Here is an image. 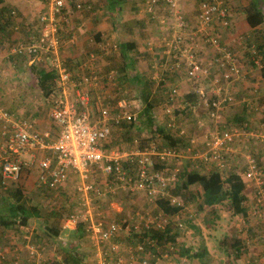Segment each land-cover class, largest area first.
<instances>
[{"label": "built area", "instance_id": "obj_1", "mask_svg": "<svg viewBox=\"0 0 264 264\" xmlns=\"http://www.w3.org/2000/svg\"><path fill=\"white\" fill-rule=\"evenodd\" d=\"M69 1L49 0L47 11L40 9L37 13L39 21L37 33L26 35L12 48L13 52L24 54L31 61L48 60L49 65L57 70L53 80V89L49 91L48 99L50 101V122L58 133L54 138H47L45 133L40 134L32 129L29 122H20L11 118L0 106V189H7L12 183L18 181L21 171L30 165H35L37 169L38 184L48 182V185L54 188L65 181L67 175H74L77 177L74 187L79 193L81 211L77 214H70L63 221V227L73 228L76 221H83L85 234L95 244L102 245L97 255L98 264H132L134 255L130 254L129 258L125 259L120 253L118 243L113 239L120 234L138 235L149 228L161 229L166 220L157 215L151 216L147 212L136 211L121 221H105L97 210L98 205L94 203V200L104 192L117 194L118 191L131 190L140 191L149 201L167 197L171 203H178V197L172 195L170 190L175 186L179 169L170 167L169 162L180 160L181 153L173 147H158V142L153 138L130 150L111 149L104 152L101 149L100 142L110 136L114 126L122 122L136 126L139 124L140 119L137 115L139 109L134 110V105L132 106L130 101L123 96V92H118L114 69L103 72L99 76L104 82L99 85L100 91L104 92L103 94L108 93L110 98H115L112 107L102 102L99 94L92 98L89 89L83 88L85 83L89 86L90 81L87 77L83 80L72 79L71 72L68 71L60 56V28L56 18L61 10L67 9ZM160 1L165 2L163 8L160 7ZM180 1L145 0L143 5L151 18H155L160 24L166 23L173 29L171 37L164 42L165 53L183 56L186 61L187 77L199 80L207 78L211 69L215 70L216 76L211 78L212 96L208 95L205 90H199L195 104L192 105V107L203 105L207 109L208 116L215 123L213 129L204 135L205 149L196 152L198 154L192 158L196 160L192 161L194 163L200 161L203 165L209 163L217 169H222L225 165V158L229 155L227 151L231 146V138L251 132L246 133L235 125L221 128L216 126L221 121L219 111L231 100L230 94L224 88L222 89L219 80L228 82L239 74L237 57L231 49L219 41L218 35L211 30L215 21L218 22L220 28L228 26L229 12L224 0H199L193 28L187 33L201 39L213 50V55L206 62L201 63L195 55V41L192 43L185 41L186 31L183 30L185 22L178 8ZM82 4V1L77 0L74 6L80 9ZM85 6L89 7L88 4ZM67 19L66 17L65 21ZM93 57L89 54L87 63L91 62ZM88 64L91 66L90 63ZM95 77L96 75H93V78ZM80 83L82 87H79ZM176 95L177 89L172 87L166 102L170 104L175 100ZM95 99L93 111L90 106ZM164 112L166 115L165 128L168 131L175 130L171 105L170 107L166 105ZM178 133L181 134L182 130ZM188 142L192 144L194 139L190 138ZM30 150H34L35 153L41 151L42 154L37 157L33 152H29L28 158L20 157L22 152ZM225 153L227 156L224 158ZM121 164L132 167L133 173L123 171L120 168ZM92 168L97 169L104 176L102 191L100 186L89 178ZM244 168L243 177L248 180L252 178L255 183V196L252 198L254 202L250 214H255L264 223L262 171L256 166L251 156L247 158ZM113 205L119 210V203L115 202ZM239 232L245 234L248 228L241 223ZM262 236L264 240V234ZM152 242L151 239L143 238L142 241L134 243V249L138 253H144L142 243L152 244ZM242 242L248 249L251 243L246 236ZM16 245L10 249L5 247L0 251L2 264H50L54 259L56 264H62L58 255L43 259L41 252L27 241L24 245L22 243ZM144 258L140 259V264H147V258L145 256ZM261 261V259H256L254 262L260 264Z\"/></svg>", "mask_w": 264, "mask_h": 264}, {"label": "crops", "instance_id": "obj_2", "mask_svg": "<svg viewBox=\"0 0 264 264\" xmlns=\"http://www.w3.org/2000/svg\"><path fill=\"white\" fill-rule=\"evenodd\" d=\"M80 1L83 3L82 8L76 9L72 5L70 8L64 10L63 14L61 13L56 17L59 23L61 36L62 47L60 48V56L65 62L74 60L77 62L76 64H78L76 66L78 71H74L66 67L68 71L71 72V76H74L73 78L78 76L77 80L83 76L88 78V81H90L89 86H83L80 83L79 87H88L92 98L97 95L95 94L96 92L104 93L99 89V85L104 83L100 80L99 76L100 74H103V71H108L110 69H114L116 71L115 78L117 81H119V87L123 86L121 89L123 92L125 91V87L128 86H135L140 90L141 81L148 83L150 95H153V97L155 96V102H152L150 112L153 121L156 119L160 120L162 118L161 115L163 112L161 107L163 106L160 107L157 105L158 101L160 100L159 98H162L160 102L162 105H164V98L166 94L172 87H175L177 89L175 100L168 104L169 107L170 105L172 107V121L176 126L172 136L178 138L180 143L176 144L175 149L181 153V161L183 158H185L186 161L184 164H186L188 161H191L192 168L199 170L198 168L201 165L200 161L194 163L192 160L196 159L192 158L198 154L196 152L202 150L200 148V141L203 140L204 135L209 131L208 122L210 121V123H214V120L208 116L207 109L203 105L194 107H192V105L195 104L197 99V91L211 90L212 81L209 76H207L209 81L205 79L202 80V78L199 80H194L187 77L185 72L186 61L184 60L183 56L167 55L165 53L164 42L166 39L171 37L173 29L170 28L168 24H160L155 18H151L149 16V13L144 9L143 3L145 0H118L115 5L109 7L104 5V0ZM244 1L245 3L242 7L243 9L238 7L241 6V0H235V4L233 3V0L226 1L229 11V24L226 28L229 29L227 32L231 31L234 35L242 28L245 30L253 29L240 19L242 18V10L244 12V8L247 7L249 2V0ZM48 3L49 0H0V13H3L1 12L3 6L14 8L18 14L17 21H21L22 25L29 24V22L35 24V21L37 23L39 22L37 18L38 11H40V9L46 10L48 8ZM86 4L90 5V7L86 8ZM257 4H259V0ZM178 8L182 13L185 22V27H183V30L186 31L185 41L187 43H192L195 41V55L197 60L200 62H205L207 60V50H211L210 46L201 39L187 33V31L193 28L197 3L194 4V0H181L178 4ZM1 15L2 14H0V16ZM66 17L68 18L67 21H65ZM151 23H153L154 26ZM226 28H220L218 26V22L215 21L211 30L212 32L216 33L220 39L219 33ZM227 32H225V38L223 36L222 42H220L226 45L229 49H232L229 47L232 46V44H230L232 37L231 34ZM16 33L17 32L15 31L12 36L15 37ZM222 35L223 33L221 36ZM4 38L7 37L4 35ZM119 40L121 42H119ZM110 41H114L116 44V49L114 48L115 44L111 43ZM125 42H132L134 44V50L132 51L129 48L127 52H124L122 55L119 46L121 43ZM108 43L112 45V51L107 50ZM117 48L119 49L118 53L115 51ZM81 52L84 54L82 55ZM110 52H115L116 54ZM89 54L94 56L92 61L88 62L91 64V66L87 63V57ZM108 59H115L116 63H110ZM239 59L240 62L238 59H236L237 64L239 65L238 76L228 82L219 80V84L221 85L222 89L224 88L225 91L231 96L230 102H228L226 105H223L219 111V118L222 121L223 119L228 118L234 119V115H237L240 128L242 129V123H246L247 125L248 123H259L261 125L260 122H264V106L261 99V97L264 95V78H261L259 75V65H255V59L247 58L245 63L242 62L243 59H241L240 55ZM9 62H11V60H9ZM84 62H86L87 65H82ZM69 67L72 68L71 66ZM93 75H96V77L93 78ZM134 77L137 78L132 81ZM4 78L5 75L3 72H1L0 88L5 83ZM151 82L154 85L152 89L150 87ZM208 95L212 96L211 92H209ZM47 96L44 97L45 102ZM99 96L101 97L102 102L107 103L108 105L114 104V101L111 103L108 99H105L110 98L109 96H105V94H99ZM156 99H158V101ZM112 100L114 99L112 98ZM94 102L96 103V99L95 101H92V103ZM16 105L19 106V102H17ZM46 106L48 114V104H46ZM12 110L13 109H10V112L15 116H18V114H15L12 112ZM22 118H25L27 121L29 120L28 122L31 124V128L35 129L39 133L47 131L51 138H54L58 133L55 128H50L48 130L39 129L40 125L45 124V121L42 119H36L34 122V120L30 117ZM162 126L164 129L163 131L168 133V130L165 128L164 124H162ZM179 130H182L181 134L178 133ZM254 131L251 130L248 136ZM201 133L202 136H199ZM190 138L194 139L195 146L194 144L193 146L195 149L190 148L191 144L188 142ZM181 144L184 145L183 148H181ZM197 144H199V148H196ZM169 165L170 167H175L172 166L173 162H169ZM211 166L214 165H210V167ZM246 190L247 188L244 184L242 190L244 195V199L242 201L244 209L243 215L233 213L225 201L217 205L203 207L201 205V188L197 190L198 192L194 191L198 194L197 196H194V193L193 195L191 192H188L189 199L185 198L184 196L179 197L183 205L179 211V214L172 220H179L182 222V224H184V226L181 228L180 235L176 237L174 242H167L165 245L157 246L152 250H145L144 253L135 254L132 264H140L139 260L143 259L144 256L147 258V264H225L224 261L226 260L224 258L221 259V250L215 247V242L219 244H224L227 242H230L231 245L232 243L235 245L239 244L245 236L243 233H236V228L237 226L240 228L241 223L248 227L249 233H255L256 231L259 232L261 230L260 226H254V218L249 216V213L246 211V204H251V194L248 190ZM137 203H140L141 206L144 205L143 200L137 201L134 203V206ZM105 206L108 208L107 210L100 209L105 221H111L112 219L119 220V210L114 207L113 203L107 202L105 203ZM33 219L34 218H29V221H32ZM189 220L190 224L186 225ZM233 221H236L234 223L236 224V227H227L230 226V223ZM18 225L21 229L22 224L18 223ZM230 228L233 230V232H230ZM6 233H12L14 235L7 238V240L12 239L16 242H19L20 237L23 235L13 227L11 228V226L0 227V235ZM66 233V231H63L60 234V237L66 238ZM218 236L220 239L215 240L214 238H218ZM259 236L260 234L257 237L258 241H255V248L257 249L253 252V259L249 262V264H255L256 262L254 261L260 258L258 253L264 251L263 244L259 239ZM134 239L135 235L129 234H120L113 239L116 242L118 241L117 243L120 252L125 259H128L130 254L132 255L130 246L127 245V243H133L134 241L132 242V240ZM235 239L238 242H235ZM90 242L96 245V250H99L102 246L101 244H95L91 240ZM3 243L4 241L0 243V247L3 246ZM258 243L261 246V251ZM5 244H8L6 239ZM66 250L67 249L63 247V251ZM77 250L81 253V255H79V264H86L84 259L85 253L83 251H79V247ZM250 251V248H244L240 252V255H248ZM53 253L54 252L51 250H47L46 252L43 251L41 253V257L43 259H48L49 257L52 258ZM197 253H200L199 257L195 255ZM95 254L97 255L96 251ZM21 255H24L23 252Z\"/></svg>", "mask_w": 264, "mask_h": 264}, {"label": "rangeland", "instance_id": "obj_3", "mask_svg": "<svg viewBox=\"0 0 264 264\" xmlns=\"http://www.w3.org/2000/svg\"><path fill=\"white\" fill-rule=\"evenodd\" d=\"M241 6H238L240 9L243 7L245 1L241 0ZM233 3L235 4V0H233ZM194 4H196L195 0H194ZM256 11L255 13L250 17V16H246L245 12L241 13V21L244 22L245 24L247 23V25L250 28L253 29H247L245 30L244 28H242L241 30H239L235 35L233 34V32L229 31L227 32V29H223L219 34H220V41L222 42V38L224 36H226V33H230L232 40H230V44H232V46H229L231 49V51L235 54L236 57H238V61L240 62L239 59V55L241 56V59L243 63H245L247 61V58H253L255 59V65L256 66H260V60H259V54L255 51L253 44L256 43V41L258 40V38L260 37V34L264 32V0H259V4H257ZM48 9V8H47ZM44 10V11H47ZM243 9V8H242ZM245 14V15H244ZM68 20V19H67ZM36 22V21H35ZM17 27L10 32V36L13 37L12 35L15 33V31L17 32L15 35V37L13 38H17L20 37L18 39L19 40H23L24 36H26V34H28L25 29H23L20 25V23L22 24L21 21H17L16 22ZM31 23V22H29ZM37 23V22H36ZM39 24V22H38ZM153 25V23H151ZM24 26V24H23ZM154 26V25H153ZM36 27V26H35ZM34 27V28H35ZM255 27V28H254ZM38 28V27H36ZM35 28V29H36ZM222 28V27H221ZM225 30V31H224ZM223 33V35L221 36V34ZM31 35H35V33H30ZM233 34V35H232ZM10 37V38H11ZM219 37V36H218ZM185 38V35H184ZM197 38V37H196ZM13 41H10L9 39H4V40H0V73L3 72V74L5 75L4 78V84L1 86L0 88V104L2 107L5 108H10L13 109L12 112H14L15 114H18V116H22V117H27V118H32L35 122L36 119H42L45 121L44 125H40L39 129L41 130H48L50 129V118L48 117L47 114V106H46V102L44 97H46L45 95L42 94V91L40 90V88L37 85L36 80L34 79L36 74H37V70L35 67V65H39L37 68H43L44 70H54L55 71V76L56 77V72L57 70L54 69L53 67H51L48 63V60L46 62V60H29L27 58H23L18 56L15 53H12V49L9 48L8 50H6V45H8L9 43H12ZM111 42V41H110ZM119 42H121L119 40ZM111 43H114V41H112ZM115 44V43H114ZM112 45H110L108 43V48L107 50L112 51L113 47H111ZM116 49V44L115 47ZM90 49V48H89ZM166 49V46H165ZM211 49V47H210ZM117 53L119 52V49L117 48V50H115ZM210 51V52H209ZM82 53V52H81ZM113 54H116L115 52H110ZM207 55H206V59L208 60L212 55H213V50H207ZM5 54V57H4ZM84 53H82L83 55ZM9 60H11V62H9ZM206 60V61H207ZM108 61L110 63H116L115 59H108ZM199 61V60H198ZM205 61V62H206ZM252 61V60H251ZM200 62V61H199ZM77 62L74 60H70V61H64V64L66 65V67H68L69 69H72L74 71H78V68H76V66L78 64H76ZM203 63V62H201ZM240 64V63H239ZM82 65H86V63H82ZM69 66H71L72 68H70ZM110 68V66H109ZM113 68V67H112ZM106 72V71H103ZM116 76V75H115ZM213 76H216L215 70L214 68L211 69V73H209V78L211 79ZM72 79L77 80L78 76L73 78L74 76H71ZM86 76H83L81 78H79V80H83V78ZM208 80V78H202V80ZM116 80V84H117V89L118 92L122 93L123 90L121 91L122 87H119V81ZM209 81V80H208ZM85 86H88L85 83ZM153 83H150V87L151 89L153 88ZM88 89V87H86ZM150 91V90H149ZM170 91V90H169ZM168 93L165 96V103L164 105H168L169 103H167V99H168ZM210 90L207 91V93H209ZM95 94H100L103 95V93H99L96 92ZM108 96V93H105ZM233 95V94H232ZM123 96L130 101V104H132L133 109H139L138 110V116L140 119L139 124L137 125V127L135 129H132L129 131L128 133V139H122L120 138L122 136V133H124V131L121 129H112L110 136H108L106 138L105 142L108 141H112V138H114L113 140H117L118 143L116 145H114L115 147H113L112 149H117L119 151L121 150H130L133 147H137L139 145H143L147 140L154 138L155 141L158 142V147H162V146H166L167 145V141H165L162 136L158 133L157 131V127H163L162 124L164 123L165 120V112H164V105H162V103L160 102V100L162 98H159L160 100L158 101V99H156L158 101V104L161 107L162 115H161V119L160 120H150L151 122L149 124H147L146 120L144 119V115L142 114V108H143V102L141 100V94H140V90L139 88H136L135 86H128L125 87V91L123 92ZM149 97L152 101L155 102V96L153 97V95H150L149 93ZM237 98V97H236ZM108 99L109 102H113L115 101V98H113L114 100H112V98H105ZM262 99V103L264 106V95L261 97ZM257 101V99H256ZM19 102V106L16 105V103ZM112 104H110L111 106ZM91 110L94 111L95 109V105L94 103H92V105L90 106ZM222 127L226 126V127H230L233 125H238V127H240L239 123L237 121H234L232 119H223L221 122ZM209 125V130H211L212 127H214L213 123H210V121L208 122ZM155 126V127H154ZM247 126H250L251 129L254 131L252 132L251 135L248 136V134L245 135H238V136H233L231 138V146L229 148V150L227 151V153H229V155L227 156V154H224V158H225V165L223 166L222 169H218L220 171V173L222 174V176H225L227 173H232V172H236L238 173L243 181L245 182V186L247 188V190L250 192L251 194V204H246V211L249 213V216L254 218L255 224L254 226H260L261 230L259 232H246L245 236L246 238L249 240V242L251 244H249L250 248V252L249 254H245V256H242L240 254H238L236 251L234 253V246L235 244L230 242L224 243V244H219L217 242H215V247H217L218 249H220V255L222 256L221 259H225L226 261L225 264H249V262L253 259V252L257 249L256 247V240L258 241L257 237L259 236V239L261 240L262 244H263V248H264V240H263V236L262 234H264V223L261 222L260 218L257 217L255 214H250V210H251V206L253 205L254 202V188H255V183H253L254 181L252 180V178L245 179L243 177V170H244V166L246 165V161L247 158L250 156V154H252L253 156L257 157V161L259 162V167L262 170V177H263V181H264V127H262L259 123L257 124H250L248 123ZM262 127V128H261ZM221 128V127H220ZM52 129V128H51ZM213 129V128H212ZM240 129V128H239ZM164 130V129H163ZM241 130V129H240ZM173 131L175 130H169L168 134L172 135ZM247 133V132H246ZM263 133V134H262ZM256 134V135H255ZM261 134V135H260ZM199 136H202V133L199 134ZM195 142H193L194 144ZM193 144H191L190 148H194L195 149V144L193 146ZM183 145V144H182ZM200 145H201V149H205V145L203 140L200 141ZM181 148H183V146H181ZM196 148H199V144L196 145ZM42 154V152H37V157L40 156ZM21 158L26 159V156L21 155ZM182 159V158H181ZM181 159L176 160L175 162H173L172 166L178 167L179 172L184 171V170H189L190 168H192V162L188 161L186 164H184V162L186 161L185 158H183V160L181 161ZM201 166L198 168L202 173H205L208 171V169H212L214 168V166L209 165V163L207 165H203L202 163H200ZM36 173H37V169L35 167H33V165H31L30 168L24 170L22 177L20 179V184L19 186L21 187V189L23 190V194L29 198L32 202H41L43 204L42 210H41V215L42 217H50L48 219V221H52L53 220V215L57 216L56 214H51L49 213L50 209H53L54 207H58V205L61 203V199H60V194L59 193H54L52 195H47L45 198L44 196L46 195L44 192V189L39 188V186L36 185ZM179 174H177V179H178ZM70 178L68 179V182L65 186L66 188V194L68 196V200H70L69 202L75 207L77 205V200L74 199V195H73V187L75 185V181H76V177L73 175L69 176ZM92 181H102L104 182V176L95 168L91 169V174L89 177ZM176 179V180H177ZM178 183L180 180H177ZM176 184V182H175ZM201 187L194 183L192 185H189L188 188V192H191L194 196H197L198 194L195 193L194 191L199 190ZM246 190V191H247ZM5 190H2V192L0 191V210L1 211H5L6 210V198L8 197L7 192H4ZM198 192V191H197ZM187 193V192H185ZM249 194V193H248ZM254 194V195H253ZM137 197V199H136ZM182 197V195H181ZM110 201H108L109 203H119V213H120V217L119 220L122 219H126L128 218V216L130 217L133 212H140V213H148L149 215L153 216L154 214H156L155 210H158V208L154 210V208H150L154 206V202H150L140 191H138V193L134 194L131 193V190H127V191H118L117 194L114 195L113 199L109 198ZM143 200L144 201V205L141 206L140 203H137L134 206V203H136L137 201ZM73 201V202H71ZM105 203V200H102ZM179 203H182L181 200H179ZM96 205H98L97 210L99 212H101L102 209L107 210L108 208H106L105 205H101L99 202L96 203ZM141 206V207H140ZM101 209V210H100ZM181 210V209H180ZM78 211V209H77ZM102 213V212H101ZM179 214V212H177L176 214L174 213L172 216L169 217H165L166 220V224L170 221H172V219H174V217H176ZM228 215H230L229 213H227ZM104 218V217H103ZM119 220H115L112 219L111 221H119ZM41 219H33L32 221L23 223L22 226L25 228H30V227H40L42 223H40ZM43 221V220H42ZM177 223L179 224L181 221L176 220ZM205 221V219H204ZM253 221V223H254ZM236 221H233L230 223V226L227 227H231V228H235L236 224H234ZM261 224V225H260ZM233 225V226H232ZM246 226V225H245ZM247 227V226H246ZM231 228L229 230H231ZM237 228H239L237 226ZM248 228V227H247ZM38 229V228H37ZM230 232H233V230H231ZM219 233V230H218ZM217 233V234H218ZM224 233V232H222ZM238 234H240L239 232H236ZM126 235V234H124ZM215 235V234H213ZM221 235V234H220ZM219 235V236H220ZM218 236V238H214L215 240L220 239ZM66 238H62L63 241H67L69 243L73 242V235H69L68 233H66ZM213 239V242H214ZM90 238L87 236V234H85L83 237L81 238H77V241H79L78 247H79V251H83L85 254V261L86 264H98L97 260H98V252L99 250H96V245H94L92 242H90ZM136 239L132 240V242H135ZM93 241V240H91ZM66 242V243H67ZM76 242V239L75 241ZM94 242V241H93ZM118 242V241H117ZM230 243V244H229ZM255 243V244H254ZM259 245V243H258ZM254 246V248H253ZM260 246V245H259ZM95 251L97 253V255L95 254ZM260 251H261V246H260ZM224 255V256H223ZM226 255V256H225ZM258 255H260V258L263 262H264V251L258 253ZM95 257V258H94ZM50 258V257H49ZM242 258V259H241ZM140 261V260H139ZM251 264V263H250Z\"/></svg>", "mask_w": 264, "mask_h": 264}, {"label": "trees", "instance_id": "obj_4", "mask_svg": "<svg viewBox=\"0 0 264 264\" xmlns=\"http://www.w3.org/2000/svg\"><path fill=\"white\" fill-rule=\"evenodd\" d=\"M75 1L77 0H70L69 3H67V6H66L67 9L70 8V6L72 5L74 6ZM104 1H105L104 5L108 7L113 6L118 2V0H104ZM226 1L227 0H224L225 3ZM195 2L198 4L199 0H196ZM257 2L258 0H249L247 7L244 8V12L246 16H252L255 13L256 8H258ZM160 3H161L160 7L163 8V6L165 5V2L160 1ZM1 12L3 13H0L2 14L0 16V40L9 39L10 41H13L12 43H9L8 45H6L5 48L6 50H8L11 46L17 44V42L22 41V39L18 41L20 37L10 38V32L15 29V25L17 24L16 22H17L18 14L14 8H9L7 6H3L1 9ZM63 12L64 10H61L60 14L61 13L63 14ZM19 26L25 29V31L28 33L26 35H29L30 33L36 34L37 29L39 28V24L36 22L35 24L33 23L24 24V26L20 23ZM35 26L38 28H36ZM59 33H60V29H59ZM4 35L7 38H4ZM60 41H61V36H60ZM133 46L134 44L132 42L121 43L119 46L121 50V54L123 55V53L127 52L129 48L130 50L133 51L134 50ZM253 46H254L255 51L259 54V60H260V66L258 67L259 75L261 78H264V32L260 34V37L258 38L256 43L253 44ZM23 58H27V57H23ZM38 66L39 65L33 66L37 70V74L34 79L36 80L38 87L42 91V94L47 96L49 91L53 89V85H54L53 78L55 76V71L54 70H44L43 68H37ZM135 78L137 77H134L132 81H134ZM140 94H141V100L143 102L142 114L144 115L147 124H149L151 122L149 120V115H150L151 105L153 101L149 97L148 83L146 82L144 83V81H141ZM1 108H3L5 111L6 110L10 111V108H4L2 106ZM234 116L235 118L232 120L238 122L237 115H234ZM260 123H261V126L264 127V122L262 121ZM242 124H243L242 129L244 132H248L252 130L251 127L247 126L246 123H242ZM216 126L222 127V124L218 123V125ZM50 127L54 128L52 124L50 125ZM114 128L118 130L122 129L124 133H122V136L120 138L127 140L129 138L128 137L129 131L136 127L133 126L131 123L122 122L121 124L114 126L113 129ZM157 131L162 136V138L165 141H167L166 143L168 146L170 145V147L175 148L176 144L179 143L178 138L173 137L171 134L169 135L168 133H165V131H163L161 127H158ZM113 139L114 138H112V141L110 140L108 142H105L106 140L100 142L101 149L104 152H108L113 147H115L114 145L118 143L117 140H113ZM29 152H33L34 156H36L34 150L24 151L20 154V156L23 155L27 157L30 154ZM250 156L253 158L256 166L260 169L259 162L257 161V157L253 156L252 154H250ZM123 166L124 168L128 167V165H124V164ZM131 168L132 167L127 168V170H130ZM178 174L179 176L177 180H180V181L178 183V181L176 180L175 186L170 190L172 195H175L178 197V200H181L179 198L181 197V195L184 196L185 198H188L189 193L187 190L189 188V185L196 183L201 187V190H202L201 191V198H202L201 205L203 207L217 205L225 201V203L229 205L233 213L241 214V215L244 214V209H243V204H242L244 195L242 193V190H243L245 182L243 181L242 177L238 173L230 172V173H227L226 176H222V174L218 171V169L214 167L205 173H202L200 170L190 168L189 170H184L182 172L178 171ZM70 175L72 174L67 175L66 180L58 184L55 188L52 187L51 185L49 186L48 182L39 184V188L44 189V192L46 194L44 196L45 198H47L46 197L47 195H52L54 193L60 194L61 203L58 205V207H54L53 209L49 210L50 211L49 213L57 215V216L53 215L52 221H48L50 217L44 218L40 216L41 210L43 207V204L41 202H32L29 198H27L23 194L22 192L23 190L19 186L22 174H20L18 181H16L15 183H12L10 187H8L7 189H0L1 192L2 190H5L4 192H7L8 194V197L6 198V203H4L6 204L5 206L7 208L5 211L0 210V227H6V226L10 227L11 226V228L13 227L17 231H19L20 234H23L22 237H20L19 242H16L15 240H12V239H8L12 241L13 243L7 240V238L14 236L12 233L1 234L0 243L2 241H4V243H3V246L0 247V251H2L3 248L5 247H7L8 249L12 247H16L17 246L16 244L21 245L22 243V245H24V243L27 241V243L32 245L37 251L41 253L43 251L46 252L47 250L53 251L54 252L53 257L55 255H58L62 260V264H79V255H81V253L78 252L77 250L78 244H79V241H77V238L83 237L86 233L83 229L84 223L82 220L80 221L78 220L76 221L75 227L73 228H66V227H63L62 225L63 221L70 214H77L81 211L80 201L78 198L79 193L78 191H76L75 187L72 188L74 199L77 200V205L75 207L69 202L70 200H68V196L66 194L65 186L68 182V179L70 178L69 177ZM93 182L99 185L100 188L103 187L102 181L96 180ZM101 191H102V188H101ZM137 192L138 191H131V193H134V194H136ZM91 195H94V193H91ZM114 195L115 194H109L107 192H104L97 199L94 200V203L96 204L99 202L101 205H105V203L110 201L109 198L113 199ZM102 200H105V203ZM182 205H183L182 203H179V204L171 203L167 197H159L154 200V206H153L154 210L155 208L156 209L158 208V210H155L156 214H154L153 216L157 215L159 216V218L160 216H163V218L165 219V217L172 216L174 213L176 214L177 212H179L180 209L182 208ZM29 218L42 219L43 221H40V223H42L41 226L40 227L38 226L37 227L38 229L36 227L25 228L22 226V228L20 229V226L18 225V223L23 224V223L29 222ZM189 224H190V220L188 221V223H186V225H189ZM183 226L184 224H182V222L178 224L177 221L172 220L168 222L167 224L165 223V225L161 229L149 228V229L144 230L142 233L138 235L136 234L134 235L137 241H142L143 238L151 239L153 241L152 244L142 243V246L144 250H152L153 248L157 246L165 245L167 242L168 243L174 242L176 237L180 235L181 228ZM63 231H67L69 235L70 234L73 235L74 239L72 243L63 241L62 239L63 237H60L61 236L60 234ZM236 231L239 232V228H236ZM25 236L27 238H25ZM5 239L8 242V244H5ZM75 239H76V242H74ZM234 241L238 242L236 239ZM135 242L127 243V245L130 246V251H132V255H135L138 253V251L134 249ZM63 247H65L67 250L63 251ZM233 248H234V253L236 251L238 254H240V252L245 248V245L241 241L239 244L235 245ZM195 255L199 257L200 253H197ZM6 256H7V252L5 253V257ZM2 259L4 260V258ZM0 264H2L1 260H0ZM50 264H56V260L55 259L52 260Z\"/></svg>", "mask_w": 264, "mask_h": 264}, {"label": "bare ground", "instance_id": "obj_5", "mask_svg": "<svg viewBox=\"0 0 264 264\" xmlns=\"http://www.w3.org/2000/svg\"><path fill=\"white\" fill-rule=\"evenodd\" d=\"M57 17V16H56ZM17 26L15 25V28H16ZM13 47H11V49H12ZM12 53H15V54H17L18 56H20V57H27L26 55H24V54H21V53H16V52H13L12 51ZM28 58V57H27ZM46 103L48 104V116H49V110H50V101H49V99H48V96H47V98H46ZM6 112L9 114V116L11 117V118H13L14 120H18V121H20V122H22V121H27V120H25V118H22V116H15L13 113H11L10 111H8V110H6ZM29 121V120H28ZM27 121V122H28ZM31 125V124H30ZM42 133H45L46 134V136H47V138H50L51 139V136L50 135H48V133H47V131L46 132H41L40 134H42ZM193 144V143H192ZM166 147H170V146H166ZM113 150H116V151H119V150H117V149H113ZM120 168L123 170V171H126L127 170V168H130L129 166L127 167V168H124V166H123V164H121V166H120ZM133 173V168H131L130 170H127L126 171V173ZM179 201V200H178ZM150 202H154V201H150ZM178 204H179V202H178ZM160 218H163V216H160ZM260 264H264V262L263 261H261L260 262Z\"/></svg>", "mask_w": 264, "mask_h": 264}, {"label": "clouds", "instance_id": "obj_6", "mask_svg": "<svg viewBox=\"0 0 264 264\" xmlns=\"http://www.w3.org/2000/svg\"><path fill=\"white\" fill-rule=\"evenodd\" d=\"M82 6H83V4H82ZM219 41H220V39H219ZM55 78V77H54ZM54 78H53V80H54ZM151 112V111H150ZM144 119H145V117H144ZM149 120H152V117H151V115H149ZM165 121V120H164ZM164 124V123H163ZM133 125V124H132ZM133 126H135V127H137L136 125H133ZM164 126H165V124H164ZM157 127V129H158V127L159 126H156ZM162 128V127H161ZM133 129H135V128H133ZM163 129V128H162ZM37 152H40V151H36V155H37ZM27 158H28V156H27ZM31 167V165L30 166H27L26 168H24L22 171H21V173L20 174H23V172H24V170H26V169H28V168H30ZM34 167V166H33ZM36 185L37 186H39V184L37 183V180H36ZM100 214H101V216L103 217V215H102V213L101 212H99ZM67 232V231H66ZM68 233V232H67ZM69 234V233H68ZM134 235V234H133Z\"/></svg>", "mask_w": 264, "mask_h": 264}]
</instances>
